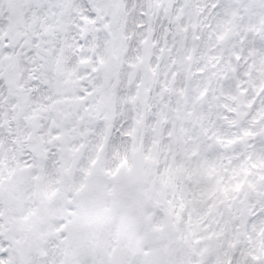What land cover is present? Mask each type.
<instances>
[{"label":"snow or ice","instance_id":"obj_1","mask_svg":"<svg viewBox=\"0 0 264 264\" xmlns=\"http://www.w3.org/2000/svg\"><path fill=\"white\" fill-rule=\"evenodd\" d=\"M0 264H264V0H0Z\"/></svg>","mask_w":264,"mask_h":264}]
</instances>
